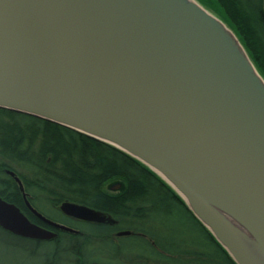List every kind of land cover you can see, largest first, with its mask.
Here are the masks:
<instances>
[{"label":"water","instance_id":"water-1","mask_svg":"<svg viewBox=\"0 0 264 264\" xmlns=\"http://www.w3.org/2000/svg\"><path fill=\"white\" fill-rule=\"evenodd\" d=\"M0 108L141 161L237 264H264V77L235 32L197 0H0ZM61 209L115 223L82 204ZM0 225L57 237L2 198Z\"/></svg>","mask_w":264,"mask_h":264},{"label":"trees","instance_id":"trees-1","mask_svg":"<svg viewBox=\"0 0 264 264\" xmlns=\"http://www.w3.org/2000/svg\"><path fill=\"white\" fill-rule=\"evenodd\" d=\"M210 1L211 6L204 0L200 3L220 13L264 77L263 0ZM0 168L6 189L3 197L9 201L15 202L10 193L14 191L19 197V190L6 169L14 170L34 196L50 195L45 202L79 203L118 221L114 229L85 225L80 227L83 236L67 234L59 239L68 242L65 251L72 257L90 258L88 248L94 241L112 244L114 255L122 253L127 238L139 242L137 254L128 256L134 260L131 264H138L135 258L139 257L145 259L143 264H149L147 260L161 264H237L159 175L122 150L73 129L0 108ZM117 178L124 184L123 191L117 195L106 193L103 186ZM38 207L47 211L44 204ZM169 220L185 236L170 239L165 230L173 226ZM119 230L131 235L114 245L111 239Z\"/></svg>","mask_w":264,"mask_h":264},{"label":"flooded vegetation","instance_id":"flooded-vegetation-1","mask_svg":"<svg viewBox=\"0 0 264 264\" xmlns=\"http://www.w3.org/2000/svg\"><path fill=\"white\" fill-rule=\"evenodd\" d=\"M13 171L11 169H6L4 170L6 172L7 175H9L13 180H10L12 183H14L17 186L18 194L19 197L14 196L15 193L14 191H12L10 193V195H13V200L16 202H12L7 200V198L3 197V191H6V189L3 188V168H0V198H2L3 200H5L8 203H11L15 206H17L22 213H24V215H26V217L35 225L54 232L57 234V237L52 239V240H38V239H30V238H25L19 235H16L10 231L5 230L1 225H0V236H1V240H3V236H6L8 238H11L13 241H18L21 243V241H27L30 242L31 244H33L35 246V249L32 251V254L34 255L35 253L38 254L39 252H43L44 253V261L42 264H62L61 262V258L58 254H60L59 252L61 251L60 249H66V245L64 244V242L60 241L59 239H62L64 237H67L69 235H72L73 237L76 236V238L83 236L84 233L83 231L80 229L81 226H85V225H94V226H103L106 228H112L114 229L117 226L118 221L115 220L114 224H110V223H95V222H88L79 218H75L72 216H69L67 214H65L62 209L61 206L64 202H62L59 205H54L51 202H45V200L47 201L50 197V195H36L34 196L31 192V189L27 187L26 183L24 182V180L15 172V176H12L11 174H9L8 172ZM16 177L20 178L21 181V185L18 182V180H16ZM29 181V180H28ZM17 194V193H16ZM40 197H42L44 200L41 199L42 204H44V206H46L47 209H49L51 212L56 211L59 214V217L56 218L55 216H53L51 214V212L49 210V212L45 211V210H41L38 206L41 205L40 202ZM34 200L36 201V203L34 202ZM65 202H69V201H65ZM31 207H33V209H35L38 213H40L43 217H45L46 219L59 223L60 225H65L67 227H70L74 230H76V233H72V232H67V231H63V230H59L54 228L53 226H50L48 223H46L44 220H42L40 217H38L32 210V208L29 206V204ZM75 203V202H72ZM79 204V203H77ZM54 210V211H53ZM122 232V231H115L113 233V237L115 239H119L122 237H128L131 235V233L129 235H124V236H119L118 234ZM83 245H85V242H82ZM49 244H53L56 247H54V250H46V246ZM63 245V246H62ZM82 246V245H81ZM17 247V246H16ZM85 247V246H84ZM19 248V247H17ZM86 248V247H85ZM90 249V248H88ZM42 250V251H41ZM89 250H86L85 253H88ZM49 254H51L54 257H49ZM61 255V254H60ZM77 258V261H73L72 264H90L89 260L90 258L88 257H81V256H74L73 259Z\"/></svg>","mask_w":264,"mask_h":264},{"label":"rangeland","instance_id":"rangeland-1","mask_svg":"<svg viewBox=\"0 0 264 264\" xmlns=\"http://www.w3.org/2000/svg\"><path fill=\"white\" fill-rule=\"evenodd\" d=\"M199 3L200 1L197 0ZM207 4L209 3L210 6L213 5L210 0H204ZM264 2V0H263ZM201 4V3H200ZM202 5V4H201ZM207 10H209L212 14L219 17L222 20V17L220 13H217L215 10L211 8H207L204 6ZM264 7V6H263ZM224 22V21H223ZM225 23V22H224ZM226 24V23H225ZM154 172V171H153ZM119 186V187H118ZM124 189L123 182L117 178L113 179L111 182H107L103 186V190L106 193H111L113 195H117L121 193ZM41 205L42 202H41ZM46 210H49L46 208ZM54 211V210H53ZM49 212V211H47ZM53 216L56 218L59 217V214L54 211L51 212ZM108 216V215H107ZM170 224H173V220H169ZM167 232V235L170 239L176 238L178 240V237L185 236L186 233H181L180 230L173 224L171 229H165ZM123 238V237H122ZM120 239V238H119ZM119 239H111L114 243V245L118 244ZM1 240V236H0ZM99 241H94L90 246L91 254H90V264H131V261L128 259V256H132L137 254V250H140L138 247H136V244L139 245V242H135L134 240H128L127 238L123 241L124 249L118 254L114 255L115 248L110 243H98ZM64 244L68 245V242L65 241ZM19 248H17V247ZM82 246H84L82 244ZM54 247H56L53 244H49L46 246V250H54ZM35 249V246L27 241H13L11 238H8L6 236H3V240L0 241V264H42L44 261V253L39 252L38 254H32V251ZM61 251L58 254L61 258L62 264H72L73 261H77L78 259H73L72 255L68 254L65 249H60ZM42 251V250H41ZM144 256V255H142ZM144 259V258H143ZM145 260V259H144ZM143 260V261H144ZM134 261V260H133ZM132 261V262H133ZM142 259L135 258V262H139L140 264H143ZM138 263V264H139ZM147 263L149 264H161L159 262H153L152 260H147Z\"/></svg>","mask_w":264,"mask_h":264}]
</instances>
